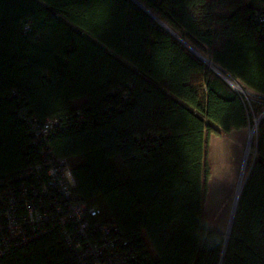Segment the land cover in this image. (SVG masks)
Wrapping results in <instances>:
<instances>
[{
	"label": "trees",
	"instance_id": "obj_1",
	"mask_svg": "<svg viewBox=\"0 0 264 264\" xmlns=\"http://www.w3.org/2000/svg\"><path fill=\"white\" fill-rule=\"evenodd\" d=\"M22 112L62 119L49 148L122 264H264V116L228 240L204 208L210 138L264 113V0H0V179L40 160ZM1 262L84 264L59 231Z\"/></svg>",
	"mask_w": 264,
	"mask_h": 264
},
{
	"label": "built area",
	"instance_id": "obj_2",
	"mask_svg": "<svg viewBox=\"0 0 264 264\" xmlns=\"http://www.w3.org/2000/svg\"><path fill=\"white\" fill-rule=\"evenodd\" d=\"M20 118L33 136L40 160L13 179H0V264L13 250L53 231L63 234L84 264L87 259H93L91 264H122L123 257L114 254L117 228L92 221L100 210L77 199L78 183L69 160L49 148L48 137L63 128L62 119L41 122L29 119L26 112ZM77 118L82 120L81 113Z\"/></svg>",
	"mask_w": 264,
	"mask_h": 264
},
{
	"label": "rangeland",
	"instance_id": "obj_3",
	"mask_svg": "<svg viewBox=\"0 0 264 264\" xmlns=\"http://www.w3.org/2000/svg\"><path fill=\"white\" fill-rule=\"evenodd\" d=\"M238 90L243 92L241 88ZM261 116L258 119L261 120L264 115ZM256 130L257 128L251 126L222 132L219 136L210 138L208 154L210 175L205 181L207 193L204 208L206 219L210 220L216 230L225 233L228 231L238 189L241 191L252 153V141Z\"/></svg>",
	"mask_w": 264,
	"mask_h": 264
},
{
	"label": "water",
	"instance_id": "obj_4",
	"mask_svg": "<svg viewBox=\"0 0 264 264\" xmlns=\"http://www.w3.org/2000/svg\"><path fill=\"white\" fill-rule=\"evenodd\" d=\"M143 7V6H142ZM144 8V7H143ZM171 31V30H170ZM172 32V31H171ZM176 37L179 38V36H177L174 32H172ZM180 39V38H179ZM199 57H201L203 60H205L206 63H209V65H211L213 67V69L215 71H217L218 74H220L224 79H226L227 81H229L234 87H236V85H234L229 79L228 77H226L219 69L215 68L207 59H205L202 55H200L199 53H197L195 50H193ZM264 115V113H263ZM262 115V116H263ZM261 116V117H262ZM259 120L256 121L255 125H254V128H257V124L259 123ZM256 126V127H255ZM249 149V148H248ZM245 166V165H244ZM243 171V169H242ZM239 193L237 194V198H236V202L234 204V208H233V213H232V216H231V220H230V224H229V228H228V231L225 233V236H226V240L229 239V235H230V231H231V227H232V223H233V219H234V214H235V210H236V206H237V202H238V199H239V195H240V190L238 189Z\"/></svg>",
	"mask_w": 264,
	"mask_h": 264
},
{
	"label": "bare ground",
	"instance_id": "obj_5",
	"mask_svg": "<svg viewBox=\"0 0 264 264\" xmlns=\"http://www.w3.org/2000/svg\"><path fill=\"white\" fill-rule=\"evenodd\" d=\"M255 129V128H254ZM244 171V170H243ZM243 171H242V175H243Z\"/></svg>",
	"mask_w": 264,
	"mask_h": 264
}]
</instances>
